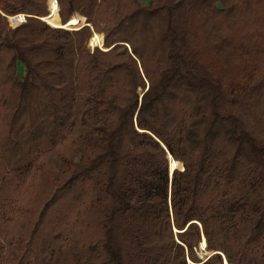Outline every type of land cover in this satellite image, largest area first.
Listing matches in <instances>:
<instances>
[{
    "label": "trees",
    "instance_id": "trees-1",
    "mask_svg": "<svg viewBox=\"0 0 264 264\" xmlns=\"http://www.w3.org/2000/svg\"><path fill=\"white\" fill-rule=\"evenodd\" d=\"M43 8L0 0V264H264V0ZM41 170L67 203L19 233Z\"/></svg>",
    "mask_w": 264,
    "mask_h": 264
},
{
    "label": "rangeland",
    "instance_id": "rangeland-1",
    "mask_svg": "<svg viewBox=\"0 0 264 264\" xmlns=\"http://www.w3.org/2000/svg\"><path fill=\"white\" fill-rule=\"evenodd\" d=\"M48 1L49 0H44V8L47 12H48ZM140 2V4L147 6L150 3V0H138ZM5 6L7 4V6L9 7V9L11 10H16V8H18V3H12L10 1H5ZM217 5L219 7L220 4L217 3ZM19 10V9H18ZM78 13L80 15H82L79 11H72L70 17L75 14ZM25 15V14H23ZM83 16V15H82ZM36 18L40 19L41 21H43L39 16H36ZM84 17V23H85V16ZM60 18V17H59ZM45 22V21H44ZM61 22V20H60ZM4 23H5V31H9V29L14 28V26H16L18 23L16 24H12L9 19L7 17H4ZM48 26L53 27V28H61V26H52L55 25V21L53 19H49L46 20L45 22ZM67 29L69 31L75 30L77 28H64ZM91 29V34L90 36L93 34V29L90 27ZM3 32V31H2ZM3 32V33H4ZM95 32L97 33H101L102 35V44L101 46L103 48H101L100 45H95L94 47L89 45V38L86 41V47L89 49V51H93V49L95 47L103 50L104 49V45H103V39H104V32L102 30H95ZM127 48L130 50V47L127 46ZM24 74V67L21 64L20 61L17 62L16 64V74L13 78V84H18V82L20 81L21 76ZM17 90L19 89V87H16ZM20 90V89H19ZM261 100V99H260ZM260 106L262 111L264 112V101L260 102ZM251 117L254 118V123H256L257 129L259 132H262L264 130V117H262L259 113L257 114H253ZM1 127V124H0ZM2 128H0L1 130ZM0 154H2L0 152ZM36 161L40 160V158L36 157L35 158ZM44 168V167H43ZM42 168V170H43ZM42 170L40 171V173H34L32 175L29 176V184L26 187V191H23L21 189H19V192L21 193V195L23 196L24 200H23V206L25 207V213L22 214V217L19 219V233H24L23 230H25L27 228V225L30 224V226H32L33 222H35L37 220V218H41L42 220L44 219L45 215L42 216L43 211H44V206L46 204V202H48L49 198L51 197V194L54 191L55 185L54 182L51 180L52 178V172H47V173H43ZM4 190V189H3ZM5 192V190H4ZM66 199L65 197H59L56 200V203L52 204L50 207V213L46 215L44 222L42 224V229L44 232H39L41 230V228H39L38 231V236L43 235H48L49 232H53L54 229H56V227L58 226V219L60 217H62V212L64 211V206L66 205ZM39 239H37L36 242H38ZM204 248L201 247V245H199V251L198 253L202 256L205 257V255L209 254L210 251L208 250H203ZM224 263V261H223Z\"/></svg>",
    "mask_w": 264,
    "mask_h": 264
},
{
    "label": "water",
    "instance_id": "water-1",
    "mask_svg": "<svg viewBox=\"0 0 264 264\" xmlns=\"http://www.w3.org/2000/svg\"><path fill=\"white\" fill-rule=\"evenodd\" d=\"M43 21H44V20H43ZM45 22H46V21H45ZM90 27H91V26H90ZM61 28H64V27L61 26ZM167 153H168V152H167ZM169 157H170L172 160H175V159H173L172 156L168 153V159H169ZM174 169H175V168H172V167L170 166V161H169V164H168L169 176H171L172 171H173ZM203 238H204V237H203V235H202V239H203ZM204 245H205V246H203L202 248L206 249V242H205V239H204ZM209 254H210V253H209ZM209 254L205 255V257H202V256L198 253V256H199L200 258L204 259V258H206ZM223 261L225 262V258H224Z\"/></svg>",
    "mask_w": 264,
    "mask_h": 264
},
{
    "label": "built area",
    "instance_id": "built-area-1",
    "mask_svg": "<svg viewBox=\"0 0 264 264\" xmlns=\"http://www.w3.org/2000/svg\"><path fill=\"white\" fill-rule=\"evenodd\" d=\"M19 15V14H18ZM25 21V16H23V20L21 19L19 22H18V24L19 23H22V22H24Z\"/></svg>",
    "mask_w": 264,
    "mask_h": 264
},
{
    "label": "bare ground",
    "instance_id": "bare-ground-1",
    "mask_svg": "<svg viewBox=\"0 0 264 264\" xmlns=\"http://www.w3.org/2000/svg\"><path fill=\"white\" fill-rule=\"evenodd\" d=\"M48 14H49V13H48ZM17 15H18V14H17ZM19 15L24 16L23 14H19ZM7 18L9 19L8 16H7ZM21 19L23 20V17H22ZM21 19H20V20H21ZM41 19H42V18H41ZM20 20H19V21H20ZM42 20H43V19H42ZM9 21H10V20H9ZM44 21H45V20H44ZM59 21H60V20H59Z\"/></svg>",
    "mask_w": 264,
    "mask_h": 264
}]
</instances>
